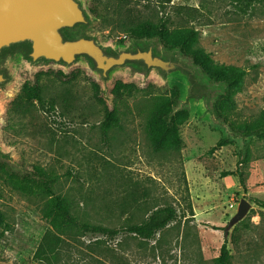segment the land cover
Returning <instances> with one entry per match:
<instances>
[{"label":"rangeland","instance_id":"374dc122","mask_svg":"<svg viewBox=\"0 0 264 264\" xmlns=\"http://www.w3.org/2000/svg\"><path fill=\"white\" fill-rule=\"evenodd\" d=\"M78 1L89 19L68 27L69 38H92L113 55L152 47L181 67L168 73L128 60L104 75L85 54L70 64L33 61L25 47H9L0 53V70L7 76L0 85V163L23 174L32 172V164L45 167L74 211L104 226L141 222L166 205L178 215L149 240L129 235L70 239L59 264H216L225 239L232 264H264V207L256 202L264 200V140L235 133L213 112L223 83L211 81L192 59L166 50L158 39L128 37L121 28L146 18H179L175 10L182 5L198 8L202 15L189 20L199 30L201 45L215 60L247 71L236 99L237 117L248 119L264 108V3L240 10L233 0ZM97 2L109 7L105 18L90 14L89 4ZM188 71L198 86L193 87ZM36 72L46 74L43 103L35 100L29 112L9 114L8 102ZM120 82L134 85L121 99L113 91ZM160 96L174 98L175 112H189L180 150L156 152L149 140L147 119ZM100 98L119 107L118 125L106 134ZM219 141L224 143L211 151ZM248 150L249 160L241 163ZM242 199L250 207L231 225ZM44 202L0 179V210L7 222L0 226V264H41L34 254L50 227ZM97 239L104 244H94Z\"/></svg>","mask_w":264,"mask_h":264},{"label":"trees","instance_id":"16d2710c","mask_svg":"<svg viewBox=\"0 0 264 264\" xmlns=\"http://www.w3.org/2000/svg\"><path fill=\"white\" fill-rule=\"evenodd\" d=\"M233 2L237 4L240 10H246L247 8L253 10L256 3H264V0H233ZM108 9L109 7L102 6L101 2H97V4L90 3L88 7L90 14L99 18H105L107 16V11L105 10ZM84 13L86 18L89 19L85 10ZM175 13L177 17H180L173 19L170 16H163L157 21L146 18L124 23L121 28L128 37L139 40L158 39L166 50L180 51L183 55L192 59L194 64L199 66L200 70L206 73L211 81L223 83L225 90L214 102L213 112L235 133L249 138L256 137L259 140H264V108L257 114L249 116L248 119H239L237 117L238 103L236 96L243 90L247 75L246 69L215 60L212 53L201 45L199 30L189 20L199 18L202 15L198 8L182 5L176 7ZM67 28L62 29L64 37L66 39H74L65 35ZM13 46L25 47L30 56V41L15 44L11 47ZM7 49L9 48H5L2 52ZM3 73L5 74V72ZM44 75L46 74L43 72H36L32 77H27L22 82L18 93L7 104L6 111L9 114L29 112L31 105H35V100L43 103L45 91ZM188 76L193 87L200 84L192 71H188ZM56 77L64 81L61 73L57 72ZM70 80V77L66 78V81L69 82ZM92 83L99 88L95 81H92ZM133 88L134 85L131 83L125 85L120 82L114 86L113 91L121 99L125 91L129 92ZM173 94L176 96L178 91L176 93L174 90ZM100 101L105 108L101 129L106 134L118 125L119 107L117 102L109 105L101 98ZM174 104L175 100L172 96H160L158 100L154 101L153 109L147 119L148 137L153 150L156 152L180 150L183 146L180 130L182 124L188 119L189 112L186 110L175 112ZM223 143L224 141H219L211 151ZM250 155L248 150L241 163L247 162ZM0 179L14 190L26 195L42 196L45 199L43 216L49 221L50 227L43 234L34 254V259L41 262V264H59L65 247L70 244V239L77 240L78 237L81 238L86 235H102L111 239L129 235L146 240L153 239L157 233L165 229L178 215L174 206L166 205L153 210L141 222H133L120 227L104 226L78 215L74 211L72 201L56 192V176L39 164H32V172L23 174L10 169L4 163H0ZM256 202L264 207V200L256 199ZM6 224L5 215L0 210V226ZM215 228L219 227L216 226ZM236 229L237 227L234 230ZM94 244L101 246V244H104V240L97 239ZM215 261L216 264H232V255L227 239L221 245L219 255L215 258Z\"/></svg>","mask_w":264,"mask_h":264},{"label":"water","instance_id":"95a60500","mask_svg":"<svg viewBox=\"0 0 264 264\" xmlns=\"http://www.w3.org/2000/svg\"><path fill=\"white\" fill-rule=\"evenodd\" d=\"M84 9L78 0H0V53L12 45L31 42L30 57L72 63L78 55L91 57L103 74L126 61H142L148 67H159L170 72L181 67L171 59H164L146 50L121 51L116 55L106 53L92 38L66 39L62 33L65 27L86 22ZM0 71V85L6 81ZM250 202L242 199L231 225L242 219Z\"/></svg>","mask_w":264,"mask_h":264}]
</instances>
